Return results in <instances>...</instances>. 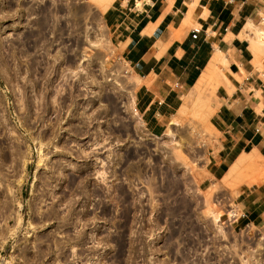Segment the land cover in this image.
Instances as JSON below:
<instances>
[{
	"label": "rangeland",
	"instance_id": "374dc122",
	"mask_svg": "<svg viewBox=\"0 0 264 264\" xmlns=\"http://www.w3.org/2000/svg\"><path fill=\"white\" fill-rule=\"evenodd\" d=\"M110 4L0 0V264H264V224H232L264 155L209 174L225 60L154 136Z\"/></svg>",
	"mask_w": 264,
	"mask_h": 264
},
{
	"label": "crops",
	"instance_id": "0c3cea01",
	"mask_svg": "<svg viewBox=\"0 0 264 264\" xmlns=\"http://www.w3.org/2000/svg\"><path fill=\"white\" fill-rule=\"evenodd\" d=\"M103 15L138 79L135 104L150 134L163 133L183 92L219 53L225 63L214 72H221L218 139L209 174L221 178L241 157L264 155V41L257 57L250 44L264 33V0H113ZM234 205L241 211L235 227L264 224V192L250 191Z\"/></svg>",
	"mask_w": 264,
	"mask_h": 264
},
{
	"label": "bare ground",
	"instance_id": "6f19581e",
	"mask_svg": "<svg viewBox=\"0 0 264 264\" xmlns=\"http://www.w3.org/2000/svg\"><path fill=\"white\" fill-rule=\"evenodd\" d=\"M113 0H95V3H97V4H101V3H103V2H105V3H110V2H112ZM189 17V16H188ZM187 17V18H188ZM44 32H42V36L44 35L43 34ZM39 34H41V33H39ZM39 38H41V37H39ZM43 38L44 37H42L41 39V41H42V43H43V41H45V40H43ZM46 39V38H45ZM39 42H40V39L38 40ZM263 42L264 41V33H262V34H259V33H257L256 35H254V38L251 40V49L253 50V53H257L256 52V50H257V43L258 42ZM42 43H40V44H42ZM44 44V43H43ZM41 46H43V45H41ZM259 50V49H258ZM259 53V52H258ZM257 55V54H256ZM255 55V56H256ZM211 63H212V61L208 64V66L202 71V73L200 74V76L198 77V79H197V81L195 82V84H194V89H196V90H200V88L206 83V81H207V79H208V76H209V73H210V69H211ZM194 92H195V90H193ZM187 99V98H186ZM185 103V102H184ZM181 110H183V107L181 106V108H180Z\"/></svg>",
	"mask_w": 264,
	"mask_h": 264
}]
</instances>
